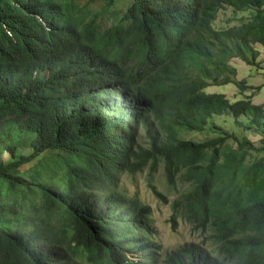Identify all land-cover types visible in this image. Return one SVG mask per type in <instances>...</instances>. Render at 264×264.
<instances>
[{
	"label": "trees",
	"instance_id": "1",
	"mask_svg": "<svg viewBox=\"0 0 264 264\" xmlns=\"http://www.w3.org/2000/svg\"><path fill=\"white\" fill-rule=\"evenodd\" d=\"M227 8L252 13L219 27ZM255 45L264 0H0V264H264V104L232 65ZM229 84L240 100L207 92ZM228 112L249 136L185 137ZM148 167L205 243L165 249L120 194L52 196Z\"/></svg>",
	"mask_w": 264,
	"mask_h": 264
},
{
	"label": "rangeland",
	"instance_id": "2",
	"mask_svg": "<svg viewBox=\"0 0 264 264\" xmlns=\"http://www.w3.org/2000/svg\"><path fill=\"white\" fill-rule=\"evenodd\" d=\"M252 11L249 12H234V10L227 8L223 10L216 25L223 27L228 25L231 22V25L238 24L243 20L250 18ZM230 21V22H228ZM256 49L259 51L260 57L258 58V65L256 67H249L247 64L241 60L234 59L232 65L237 68L238 81H246L247 87H250L247 92L249 95H252L254 105H263L264 104V48L260 45H255ZM260 87L261 90H257ZM254 89V90H252ZM209 93H223L229 100L236 101L240 100L238 95L239 90L235 84H229L222 87H211L207 90ZM242 98V97H241ZM243 119H248L246 116ZM210 126L205 131V133H195L188 134L185 137L201 141L204 140L211 131H215L216 134L222 132H234L238 136L245 133L240 131L231 116V113L228 112L222 117L212 118L209 121ZM249 136L248 133H245ZM1 144V143H0ZM263 154H259L258 157L261 158ZM5 156V153L3 154ZM150 171H146L145 174L138 175L136 178H131L126 176L122 178V183L125 187L124 195L128 197L131 192L138 191L142 199L152 205L154 208V213L152 216L151 227L154 228L156 238L164 245L165 249H176L181 246H185L188 243H200L202 242V235L200 232L191 228L189 225L183 224L181 221H178L176 226H173L171 223L172 210L170 205H164L157 201L151 194L148 184L147 177L152 176L153 180L157 179V176Z\"/></svg>",
	"mask_w": 264,
	"mask_h": 264
},
{
	"label": "clouds",
	"instance_id": "3",
	"mask_svg": "<svg viewBox=\"0 0 264 264\" xmlns=\"http://www.w3.org/2000/svg\"><path fill=\"white\" fill-rule=\"evenodd\" d=\"M0 146H1V144H0ZM0 151H1L2 157L3 158H6L8 153L4 150V147H0ZM4 153H5V156H3ZM149 168L150 167H148V169L146 168V171H150V173H154L153 174V177L155 175V176H157V179L156 180H153V178H152L151 175L149 177H147L148 188H149L151 194L153 195V197L157 201H159L160 203L163 204L162 199L158 198V196H157L158 194H162L161 197L164 195L166 197V199H168L167 204H164V205H170L171 206L172 217H173V209H172L173 204H172V202L175 199V197L174 196H168V191L165 190L167 188V186H164L163 185L164 178H162L160 176V173L158 171L154 170V169L152 171ZM157 169L159 171H161L160 168H157ZM136 174H137L136 176H131V175L126 174V172H124V171L121 172V173H118V176L117 175H115V177L113 176V179L111 180V182L108 185H106V183H104L103 190H102L101 187H99L97 185H95L94 187H92L90 184H88V182H86V184H82V183L78 182V180H76V181L74 180L72 182H69L65 186V189L64 190H63V188L62 189L59 188L57 190V192H55V194H53L52 196H54V197H62L67 192H69V193H71V197L76 196L80 200H83V199H90L93 196L98 197L99 195H101L102 192H105V193L111 192V193H115V194H120L122 196V198H123V203H125V202H127V203L128 202H131L134 207H138V203H141V206L142 207L149 206L151 208L150 214H144L143 215L144 217H148L147 220L149 221L150 215L152 214V216H153V213H154V208L152 207V205L150 203L144 201L138 191L131 192L128 197H125V195H124L125 187H124V185L122 183V178L123 177H126V176H130L131 178H136L138 175L145 174V172L144 173L138 172ZM105 182H107V178H106V181ZM153 187H156V189H157L156 191H158V194L157 195H155V193H153ZM51 188L54 189L53 185H51ZM185 189L186 188H184L182 185H179L178 186L179 192H181V190H185ZM31 197H32V199H33L34 202L30 203L29 205H27L25 203L24 204L25 207H27V206H36V205H41V206L47 205L45 203V200H42L40 197H37V196H34V195H32ZM133 201H137V202L133 203ZM128 209L129 208H127L125 210H128ZM132 209H133L134 212L140 211L139 210L140 207L137 208L136 211H135L134 208H132ZM172 217H171V219H172ZM178 221H181L183 224L189 225L188 223H185L182 220L175 219L176 224L173 225V226H176L177 223H178ZM139 232H140V229H139V225L137 223L136 226H135V228L133 227L132 233H133V235H136L137 236V234ZM202 238H203L202 239V242H200V243H205L204 236H202ZM193 243H196V242H193ZM200 243H197V244H200ZM207 243H209V242H207ZM188 244H190V243H188ZM188 244H186V245H188ZM181 247H183V246H181ZM139 255L140 254H138L136 252H133L132 255L129 254V257H131L132 260H134V261L141 260L142 263L144 261V263L147 264L148 263V259L147 258L149 256H151L152 254H151L150 248L149 247H146L145 250H143L141 252V255L142 256H139Z\"/></svg>",
	"mask_w": 264,
	"mask_h": 264
},
{
	"label": "bare ground",
	"instance_id": "4",
	"mask_svg": "<svg viewBox=\"0 0 264 264\" xmlns=\"http://www.w3.org/2000/svg\"><path fill=\"white\" fill-rule=\"evenodd\" d=\"M190 223V222H189ZM153 244V243H152Z\"/></svg>",
	"mask_w": 264,
	"mask_h": 264
}]
</instances>
